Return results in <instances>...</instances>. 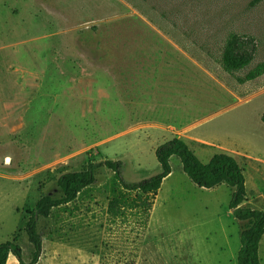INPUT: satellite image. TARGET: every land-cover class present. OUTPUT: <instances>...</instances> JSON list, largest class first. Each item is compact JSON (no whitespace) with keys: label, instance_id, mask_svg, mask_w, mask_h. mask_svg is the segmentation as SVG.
Instances as JSON below:
<instances>
[{"label":"rangeland","instance_id":"374dc122","mask_svg":"<svg viewBox=\"0 0 264 264\" xmlns=\"http://www.w3.org/2000/svg\"><path fill=\"white\" fill-rule=\"evenodd\" d=\"M233 34L255 52L229 72ZM261 62L264 0H0V243L18 235L29 263L25 223L43 195L62 196V174L121 160L126 182H140L162 171L156 149L175 137L206 164L234 156L244 205L264 210V75L241 80ZM171 165L143 231L110 223L115 176L100 168L72 211L39 221L38 264H238L249 222L230 209L234 188L198 186L178 156Z\"/></svg>","mask_w":264,"mask_h":264},{"label":"trees","instance_id":"16d2710c","mask_svg":"<svg viewBox=\"0 0 264 264\" xmlns=\"http://www.w3.org/2000/svg\"><path fill=\"white\" fill-rule=\"evenodd\" d=\"M249 41L233 34L227 41L223 52V66L229 72L240 71L252 63L255 47ZM253 45V44H252ZM264 75V62L252 69L242 81H251ZM264 122V114L262 116ZM178 156L183 164L184 172L198 186L215 188L228 184L234 188L230 209L240 221H248L249 225L241 235V249L238 264H262L260 244L264 237V210L246 207L247 199L246 177L244 169L237 159L226 153L213 156L209 163L202 162L183 139L175 137L161 144L156 149V157L162 171L140 182L128 183L123 177L124 162L105 159L100 162L90 160L81 170L62 174L58 186L62 192L60 198L43 195L36 203L31 217L25 223L24 230L33 247L31 261L26 263L23 258V248L18 244V235L13 240L0 243V264H8L13 254L19 264H38L43 254V234L39 231V221L48 218L53 209L66 208L71 210V204L97 183V171L106 167L114 172V195L109 201L108 217L111 224L118 221L129 222L133 218L140 230L147 228L155 198L165 179L172 173L171 158Z\"/></svg>","mask_w":264,"mask_h":264},{"label":"crops","instance_id":"0c3cea01","mask_svg":"<svg viewBox=\"0 0 264 264\" xmlns=\"http://www.w3.org/2000/svg\"><path fill=\"white\" fill-rule=\"evenodd\" d=\"M170 46H172L173 48H175V49H177V50H182L181 48H180V46L179 45H170ZM183 53H184V51H183ZM168 58H171V57H168ZM194 62V61H193ZM194 64L196 65V62H194ZM130 105L131 106H133V103L130 101ZM147 104H142L141 106H140V108H143V109H138V108H135L134 107V109L133 110H135V111H139V112H145V111H147L146 110V108H147ZM179 138H181L182 139V137H179ZM183 140H185V139H183ZM11 256H13V254H11L10 255V257H9V259L11 258Z\"/></svg>","mask_w":264,"mask_h":264}]
</instances>
